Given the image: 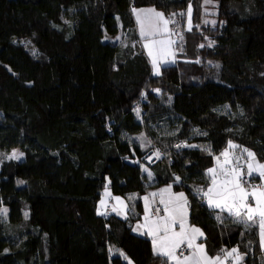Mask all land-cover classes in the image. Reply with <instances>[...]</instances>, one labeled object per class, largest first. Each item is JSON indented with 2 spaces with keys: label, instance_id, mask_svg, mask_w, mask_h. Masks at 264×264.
I'll use <instances>...</instances> for the list:
<instances>
[{
  "label": "trees",
  "instance_id": "1",
  "mask_svg": "<svg viewBox=\"0 0 264 264\" xmlns=\"http://www.w3.org/2000/svg\"><path fill=\"white\" fill-rule=\"evenodd\" d=\"M216 1L204 62L178 58L156 75L133 8L196 15L200 0H0V155L24 152L0 162V264H129L148 181L187 192L210 255L237 247L264 264L258 226L196 192L229 140L264 163V0ZM185 142L200 147H175ZM107 187L127 198L125 217L100 205ZM136 247L135 264H173Z\"/></svg>",
  "mask_w": 264,
  "mask_h": 264
},
{
  "label": "snow or ice",
  "instance_id": "2",
  "mask_svg": "<svg viewBox=\"0 0 264 264\" xmlns=\"http://www.w3.org/2000/svg\"><path fill=\"white\" fill-rule=\"evenodd\" d=\"M205 3H211V0H205ZM136 19L140 24V35L145 39V47L148 49L151 62L153 64L154 73L160 74L161 61L164 63L174 62L176 53L172 50V46L177 41L170 37L174 33L170 30L169 25L175 24L173 19L176 15L187 17L188 30L192 28V6L189 4L186 13H172L169 17L155 8L133 9ZM208 23V21H205ZM215 24V21H211ZM157 36L164 37L156 39ZM182 40V36H181ZM204 45H201L203 47ZM211 46V42H210ZM182 51V48H181ZM198 62V61H197ZM156 91H159L158 89ZM139 113V108L136 109ZM141 146H144L145 137L141 136ZM151 141H147L151 145ZM175 147H200L198 145H188L186 142ZM211 152L210 148L206 149ZM239 150V155L236 154ZM23 153L13 151L8 159H20ZM154 155L157 159L162 153L156 149ZM152 155L146 157L151 160ZM223 157V160H221ZM246 157V159H245ZM244 161V165L239 163ZM216 166L207 170L211 178V186L205 191L197 188L196 192L202 194L206 198V204L209 208L218 209L221 212H227L230 216L236 217L238 222L258 224L260 229V243L264 247V163L260 162L256 153L246 147H242L229 140L227 148H225L219 156L215 157ZM148 172V169H144ZM151 176V173H148ZM258 176L261 180L259 185H250L245 188L249 178ZM178 182L180 177H175ZM165 194H167L165 196ZM105 195L110 196L108 189ZM155 197L157 193H151ZM161 197L159 203L163 205L165 215H157L153 218L150 215L149 197L145 196V216L143 225L138 226L147 229L148 235L152 237L154 254L163 256L173 264H226L231 259L233 264H242L244 256L240 254L238 248L231 250L224 249L223 258L221 255L210 256L203 243H197L204 237L203 231L194 225H190L189 220V201L183 192L173 193L172 185L159 190ZM251 197L252 203H249ZM116 205L113 206L114 212H123L127 208L125 201L120 197H114ZM131 199V197H129ZM101 206L105 204L104 200L100 201ZM6 214V209L0 210ZM159 213L160 209H155ZM220 217H217L219 219ZM177 226L179 231L176 230ZM190 249V254L183 256L178 255V250L182 245ZM131 264V262H129Z\"/></svg>",
  "mask_w": 264,
  "mask_h": 264
},
{
  "label": "rangeland",
  "instance_id": "3",
  "mask_svg": "<svg viewBox=\"0 0 264 264\" xmlns=\"http://www.w3.org/2000/svg\"><path fill=\"white\" fill-rule=\"evenodd\" d=\"M218 7H219V1L211 0V3H205V0H200V9H199V12L195 15L194 14V9H193V6H192L193 12H192V28H191V31L188 30L187 17H186V15L185 16L176 15L175 17H173V19L176 21V23L175 24H170L169 25V28L174 33V35H172L170 38L172 40L177 41V43L172 46V50L176 53L175 60H174V62H168V63H164L163 61H161V70H162V67L163 66L170 65V64H174L178 60V58L179 59H184V60H190V59H193L195 57L196 60H198V62H204L203 61L204 60V49H207V48H209V47H211V46H213L215 44L214 39L211 37V35L217 32V31H214V30H216V28H215L216 25L214 26L211 23V21H215V24H216L217 14H218ZM141 8H155L158 11H161V12L164 13L163 10L158 9L155 6L134 7L133 9H141ZM186 11L187 10L181 11L180 13H186ZM133 17H134V21H135V28H136V31H137V35L139 37V45L143 49V51H144L145 55L147 56V58L149 59L150 64H151L152 69H153V64L151 62V57L149 56L148 49L144 46L145 43H146V41L140 35V24H139V21L136 19V16H135L134 11H133ZM165 17L167 18L166 14H165ZM205 21H208V23H210L211 26L208 25V23H205ZM204 25H207V27H204ZM211 28H214V29H211ZM199 32L200 33L201 32H204V33L206 32V34H205V36H203V35L201 36L200 35L201 41H198L199 43L197 44V42H195V41H196V36H197V34ZM181 36H182V40H181ZM163 38L164 37H160V36H157L156 37V39H163ZM117 39H119L120 42H124V43L127 42L126 35L123 34V33H121V32L117 35ZM210 42H211V46H210ZM201 45H204V46L201 47ZM181 48H182V51H181ZM209 63L211 65L214 64L213 62L207 61V64H209ZM153 73H154V69H153ZM13 151H16L18 153H23V155L18 160H21V159L24 158V152H23V150L21 148H17L16 147V148H12L8 152H5L4 155H0V162L3 159H8L7 157L11 156V154L13 153ZM236 154L239 155V151L238 150H236ZM219 155L220 154H216L215 157L216 156H219ZM245 159H246V157H245ZM221 160H223V157H221ZM239 163L241 165H244V161L243 160H241ZM215 166H216V161H215L214 165H212L210 168H213ZM145 168L148 169V172H146V174L148 175V179L149 180H152L151 178H153V176H152L151 171L149 170V168L147 166H145L144 169ZM207 170H206V177H207V179H208L209 182H208L207 187L204 189L205 191L208 189V187L211 186V178L208 175ZM149 172L151 173V176H149V174H148ZM252 179L255 180V181L257 180V184L258 185L261 183V180H260V178L258 176H254V177H252ZM148 183L151 184V187L142 196L143 205H144L143 216H142V219L140 221H138V222L135 223V225L133 227L132 234H133V236L141 237L143 239H146V240L150 241V243L152 244V237L150 235H148L147 229L141 227L139 230H137L138 226L143 225L145 223V221H144V216H145V202H144V199L143 198L145 196L149 197V207L151 209L150 215L153 218H155L157 215L163 216V215H165V213H164V210H163V205L159 203V201L161 199V197L159 195V190L167 187L168 185H172V184L169 183V184H161V185H158V184H154L153 181H148ZM250 185H254V183H249V184L247 183L244 186H245V188H249ZM106 189L109 190V192L111 194L110 196L105 195ZM106 189L103 191V195H102L101 200H104L105 201V204L103 205L104 207L106 206V204H110L111 209L110 210H107L105 208V210L108 213H115V214H118L119 216L125 217L126 214H127V208H128L127 198L125 196H123V195H114V194H112L110 188H108V187ZM172 192L173 193L183 192L186 195L187 199H188L187 192L185 190H175L174 187H173V185H172ZM151 193H157V195L155 197H153V196L150 195ZM166 195L167 194H165V196ZM114 197H120V198H122L125 201V204L127 205V208L124 209L123 212H114L113 211V206L116 205V201H115ZM205 201H206V198H205ZM249 203H252L251 197L249 198ZM157 205H160L161 206L159 213H156V211H155V209L157 208ZM116 206L119 207L118 205H116ZM216 210H217V214L227 213V212H221L218 209H216ZM34 212L37 215H41L43 213V205H42L41 202L35 204ZM231 217L234 220L238 221L236 217H233V216H231ZM188 222H189V224H191L190 223V219L188 220ZM251 223L252 224H256L254 222H249L247 224L243 223V224L249 225ZM192 225H194L196 227H199L203 231V229L200 226L195 225V224H192ZM256 225L258 226V224H256ZM258 229H259V227H258ZM176 230L179 231V227H177ZM203 233H204V231H203ZM259 233H260V229H259ZM203 238H201L200 240H198L197 243H203L205 245V247H206V243L202 240ZM260 239L261 238H260V234H259V241H260ZM260 246H261V243H260ZM233 248H237V247H233ZM261 248L264 251V247L261 246ZM231 249H227V250H231ZM206 250H207V247H206ZM139 253L140 254L137 253V257H141L144 252L143 251H140ZM240 254H242V253H240ZM219 255H221V257L223 258L224 253L223 254H219ZM242 255L244 256V254H242ZM210 256H212V255H210ZM126 261L128 263L131 262V264H135L136 263L135 257H133V256H127ZM263 261H264V256H263ZM242 264H245V263L242 261Z\"/></svg>",
  "mask_w": 264,
  "mask_h": 264
},
{
  "label": "crops",
  "instance_id": "4",
  "mask_svg": "<svg viewBox=\"0 0 264 264\" xmlns=\"http://www.w3.org/2000/svg\"><path fill=\"white\" fill-rule=\"evenodd\" d=\"M190 225H192V224H190ZM138 243H141V244L147 246V250H148L147 253L148 254L154 253V251H153V245L150 243V241H148L146 239H143L141 237H136V236H133V238L128 242V245H129L130 249L134 248V250H132V252L135 251V250H138L139 246H138V248L136 247V245ZM131 245H132V247H131ZM129 251L131 253L130 256H133V253L131 252V250H129Z\"/></svg>",
  "mask_w": 264,
  "mask_h": 264
},
{
  "label": "built area",
  "instance_id": "5",
  "mask_svg": "<svg viewBox=\"0 0 264 264\" xmlns=\"http://www.w3.org/2000/svg\"><path fill=\"white\" fill-rule=\"evenodd\" d=\"M241 166H243V165H241ZM249 183H254V185H258L257 184V180L255 181V180H253L252 178H249V181H248V184ZM107 210H110L111 209V206H110V204H106V207H105ZM157 208H161V206L160 205H157ZM190 249H188L187 248V246H186V244L185 245H182L181 246V248L178 250V255H180V254H182L183 256H187V255H189L190 254ZM227 264H233V262H232V260L231 259H228L227 260V262H226Z\"/></svg>",
  "mask_w": 264,
  "mask_h": 264
}]
</instances>
